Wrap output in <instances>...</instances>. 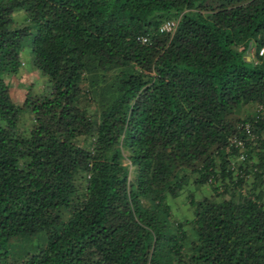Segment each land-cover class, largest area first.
<instances>
[{
  "label": "trees",
  "instance_id": "1",
  "mask_svg": "<svg viewBox=\"0 0 264 264\" xmlns=\"http://www.w3.org/2000/svg\"><path fill=\"white\" fill-rule=\"evenodd\" d=\"M0 264H264V0H0Z\"/></svg>",
  "mask_w": 264,
  "mask_h": 264
},
{
  "label": "rangeland",
  "instance_id": "2",
  "mask_svg": "<svg viewBox=\"0 0 264 264\" xmlns=\"http://www.w3.org/2000/svg\"><path fill=\"white\" fill-rule=\"evenodd\" d=\"M20 13H23L22 10H18L12 13V18L17 21L19 19ZM252 47H250L244 54L246 58L252 57ZM21 64L18 67V72L11 75L9 78L10 84V94L12 100L15 103H20L21 97L23 96L26 90L33 92H46L48 90V85L45 81L44 76L35 68L32 67L30 58L26 54L21 55ZM24 110H21V114ZM29 123V116L27 113H24L20 117L19 127H26ZM209 190L204 186H194L188 184L184 187L178 197L171 200V205L173 207V212L175 217H181V215L186 212L185 197L189 194L197 197L202 193H207Z\"/></svg>",
  "mask_w": 264,
  "mask_h": 264
},
{
  "label": "built area",
  "instance_id": "3",
  "mask_svg": "<svg viewBox=\"0 0 264 264\" xmlns=\"http://www.w3.org/2000/svg\"><path fill=\"white\" fill-rule=\"evenodd\" d=\"M176 25V20L172 19V18H166L164 20H162L159 25H158V30L161 32H172L175 28ZM141 40L144 41L145 37H141ZM22 63V62H21ZM243 127L246 131L249 130V122L248 121H244L238 124V127ZM253 138V134L249 133V139ZM228 144H231L235 147L238 148L239 150V154H238V158L242 159L244 157V142L243 139L237 136H230L228 138ZM227 147V146H226Z\"/></svg>",
  "mask_w": 264,
  "mask_h": 264
}]
</instances>
